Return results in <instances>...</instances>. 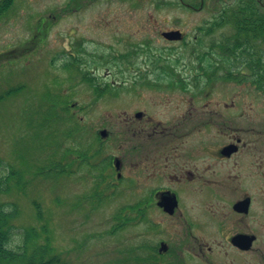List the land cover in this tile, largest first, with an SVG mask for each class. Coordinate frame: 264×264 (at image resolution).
<instances>
[{"label": "rangeland", "instance_id": "rangeland-1", "mask_svg": "<svg viewBox=\"0 0 264 264\" xmlns=\"http://www.w3.org/2000/svg\"><path fill=\"white\" fill-rule=\"evenodd\" d=\"M232 2L207 0L201 12L183 6L179 0H15L12 3L0 18V208L9 215L10 248L21 245L22 237L30 231L32 238L27 242L26 257L40 246L50 244L52 251L46 257H58L60 264H157L150 260L149 249L155 242L147 238L144 220L137 218L138 222L123 229L116 221L119 210L128 206V200L121 191L117 201V191L112 188V136L109 142L97 141L102 124L113 132L118 117L113 115L121 106L132 107L131 95L120 91V100L112 96L95 98L91 88L81 83L77 70L67 72L63 68L62 59L73 35L77 34L78 44L80 36L89 39L94 35L89 34L93 25L96 26L91 17L99 13L105 14L104 17L117 16L118 20L112 19L113 26H119L122 31L144 30V35L153 38L155 49L168 47L163 54L167 59L182 61L177 68L181 75H191L197 52L209 53V57L222 55L211 50L210 43L223 42L233 28L224 25L214 29L213 38L203 29L222 6ZM195 4L199 5V0ZM255 5L264 14V0L263 7L256 2ZM148 14L152 16L150 22L145 20ZM173 27L185 32L186 46L169 51L171 47L159 39L157 32ZM34 33H40V44L34 52L22 56L17 52L6 57L9 51H19ZM96 37L101 43L87 49L104 56L100 62L105 64L97 65V59H87L80 69L89 71L99 78L100 84L106 85L110 77L122 73L116 61L109 58L119 56L124 46L112 41L108 32L97 33ZM200 40L205 43L197 50ZM242 72L249 73L247 69ZM107 74L104 79L102 76ZM216 77L206 91L217 93L216 101L229 103L232 99L235 109H248L239 126L254 132L264 130L261 91L250 82L236 83ZM120 102L126 106L118 105ZM83 149L89 156L102 158L90 160V167L79 169L74 175L53 173L54 163H60L64 171L71 170L67 166L70 157L83 155ZM100 163L102 166L96 167ZM95 189L106 194L100 202L94 198ZM1 264L28 262L3 259Z\"/></svg>", "mask_w": 264, "mask_h": 264}, {"label": "flooded vegetation", "instance_id": "flooded-vegetation-1", "mask_svg": "<svg viewBox=\"0 0 264 264\" xmlns=\"http://www.w3.org/2000/svg\"><path fill=\"white\" fill-rule=\"evenodd\" d=\"M179 1L201 12L207 0H199V5L197 0ZM250 1L263 7V0ZM103 15L93 13L96 26L90 29L91 38L80 36L78 44L77 34H72L62 60L67 72H79L81 83L91 88L95 98L120 100L125 91L131 95L132 107L121 106L113 115L118 116L114 131L102 124L97 132L101 144L113 138L112 188L117 191V201L121 191L128 200V206L118 212V225L144 220L147 238L155 242L149 249L150 260L157 264H264V130L254 132L239 126L248 109H235L232 99L229 103L216 101L217 93L206 91L217 77L209 79L200 72L203 53L197 52L191 75H181L177 68L182 61L163 55L168 47L155 49L153 38L144 35V30L122 31L113 26L112 19L118 20L117 16ZM151 18L148 14L145 20ZM172 31L180 32L181 38L164 36ZM100 32L110 33L112 41L124 46V52L109 58L122 73L110 77L106 85L80 69L90 59L105 64L100 62L104 56L87 49L101 43L96 37ZM203 32L208 34L209 29ZM39 35L34 33L22 44L21 56L36 50ZM157 36L171 47L169 51L186 46V34L177 27L158 31ZM201 41L197 50L202 48ZM108 74L102 77L106 79ZM219 76L227 80V75ZM86 152L83 149V155L70 157L67 175L90 167L95 157L102 158ZM104 195L95 189L98 202Z\"/></svg>", "mask_w": 264, "mask_h": 264}, {"label": "trees", "instance_id": "trees-1", "mask_svg": "<svg viewBox=\"0 0 264 264\" xmlns=\"http://www.w3.org/2000/svg\"><path fill=\"white\" fill-rule=\"evenodd\" d=\"M14 1L2 0L0 3V18L6 14ZM224 25L233 28L231 34L225 37L223 42H217L216 40V42L210 43L211 50L222 55L215 57L216 54H212L209 57V53L203 52L200 62H204L199 67L200 72H205L209 79L219 76L218 73H221L222 76L224 74L223 77L227 75V80L236 83L250 82L255 88L264 92V46L258 45V43H263L264 45V14L259 13L254 2L238 0L230 5L223 6L219 15L215 16L207 25L209 29L207 35H211L213 38L216 34L212 33V30L220 29ZM201 43L204 45L203 40ZM17 52L20 53L18 50H12L5 53L7 56L5 54L1 56L9 58ZM243 69H247L249 73H243ZM50 101L48 98L49 103L52 102ZM68 104L70 105V102ZM59 164H53V170H55L53 173L60 175L65 173V171ZM0 189H2L1 185ZM8 216L0 208V264L3 259L9 261L26 259L28 264L61 263L58 257H46L52 251L50 244L40 246L33 254L26 257L27 242L32 238L30 231L22 237L23 243L21 245L17 246L16 249L10 248L8 245L10 244L12 231L7 226ZM121 227L122 229L124 228L123 225Z\"/></svg>", "mask_w": 264, "mask_h": 264}, {"label": "water", "instance_id": "water-1", "mask_svg": "<svg viewBox=\"0 0 264 264\" xmlns=\"http://www.w3.org/2000/svg\"><path fill=\"white\" fill-rule=\"evenodd\" d=\"M164 36L168 39H178L181 38V33L178 31H172L168 33H164ZM103 135L106 134V131L101 132Z\"/></svg>", "mask_w": 264, "mask_h": 264}]
</instances>
